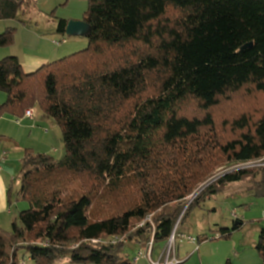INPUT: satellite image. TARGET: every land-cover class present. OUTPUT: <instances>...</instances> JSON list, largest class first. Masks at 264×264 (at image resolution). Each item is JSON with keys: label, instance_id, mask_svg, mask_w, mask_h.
<instances>
[{"label": "trees", "instance_id": "obj_1", "mask_svg": "<svg viewBox=\"0 0 264 264\" xmlns=\"http://www.w3.org/2000/svg\"><path fill=\"white\" fill-rule=\"evenodd\" d=\"M88 4L83 51L29 74L16 56L0 60L7 98L0 118L21 119L39 106L59 125L65 147L60 160L25 151L14 198L29 208L10 233L0 230V264H130L127 247L153 241L154 251L157 243L164 248L194 206L228 185L264 196V167L233 169L185 210L221 164L264 159V114L238 115L231 123L238 135L227 142L212 114L241 90L264 95V0ZM31 9V0H0V22ZM67 24L59 20L56 31L65 35ZM15 31L6 28L0 48ZM191 105L200 113L188 114ZM236 218L220 239L241 230ZM255 250L264 264V228Z\"/></svg>", "mask_w": 264, "mask_h": 264}, {"label": "rangeland", "instance_id": "obj_2", "mask_svg": "<svg viewBox=\"0 0 264 264\" xmlns=\"http://www.w3.org/2000/svg\"><path fill=\"white\" fill-rule=\"evenodd\" d=\"M32 9L26 12L18 21H1L0 35L7 27L15 28V36L13 43L6 48H0V60L6 58L8 53L14 52L23 66L33 64L38 60L50 59L57 61L60 58L67 57L73 53L83 51L88 47L86 37L62 35L56 31L59 20L83 21V16L88 9V0H31ZM3 99V100H2ZM6 95L0 91V100L6 101ZM4 103V102H3ZM34 109V120L25 119L22 122V130L17 134L20 148H30L34 154L43 153L52 156L56 160H60L65 155V147L63 144V134L56 121L48 117L43 109L39 106ZM187 113L199 114V108L191 105L187 109ZM246 112L250 114L254 120L264 114V95L251 90H241L239 93L232 94L228 99H221L220 103L212 111L215 119L216 134L219 140L223 142L230 141L235 138L238 132L233 129L232 121L238 115ZM10 117V116H7ZM13 117V116H11ZM14 120H18V118ZM21 122V121H20ZM33 126V128H30ZM264 163V159L250 162L245 168L257 169L262 168L259 164ZM240 166L234 164H221L214 170V174L210 176L206 182L199 185L194 194L186 198L187 206L190 207L202 191L208 185H215V181L219 175L233 169H239ZM21 165L16 167L13 175L15 181L12 184V202L11 211L18 218L23 210L29 208V203L25 201L15 200V192L18 190L19 172ZM257 171V170H256ZM261 170H259L260 176ZM239 186V187H238ZM244 183L232 184V189L224 190V193L213 195L207 198L206 202L194 206L186 215L180 229L178 230V238L176 242V254L182 261L181 264H202L200 256L204 258L203 264H214L218 255L226 259L221 262L230 260L231 264H263L260 254L255 250L258 242L260 230L264 228V196H255L254 192H245L247 188ZM20 188V187H19ZM245 188V189H244ZM232 195V196H228ZM184 210V211H185ZM243 221L241 230L235 231L229 239L221 238L223 231L221 229H230L234 227L237 218ZM183 215V213H182ZM179 223V222H178ZM12 231L11 229L9 230ZM190 235L191 237L204 239V246H191L181 236ZM219 241H211V240ZM197 247V248H196ZM148 248V247H147ZM163 250L161 244H156L154 261H158V256ZM145 253L147 249L139 246L127 247L125 256L132 259L139 252ZM23 255V253H21ZM240 254L242 255L241 258ZM21 259V255H20ZM142 259L141 263L143 262ZM186 260V261H185ZM148 262V261H147ZM222 263V264H224ZM25 264H36L32 260L25 259ZM58 264H64L58 262Z\"/></svg>", "mask_w": 264, "mask_h": 264}, {"label": "crops", "instance_id": "obj_3", "mask_svg": "<svg viewBox=\"0 0 264 264\" xmlns=\"http://www.w3.org/2000/svg\"><path fill=\"white\" fill-rule=\"evenodd\" d=\"M7 55L16 56V54H14L13 51L8 53ZM49 62H52V61H50V59H46V60L42 59V60H38V61L34 62L33 64L28 65V66H23L22 63L21 62L20 63L22 65V70L26 74H29V73H33L34 70L40 68L41 66L46 65ZM3 102H5V101L0 100V104H2ZM14 119L15 118H13L11 116L10 117L3 116L0 118V157L3 158L2 161L0 162V230H3L7 233H10V231H9L10 229L12 230V223H13L14 219L16 218L14 213H12V211H11L12 202L14 201L12 199V197H13L12 184L15 181V175H13V173H14V171H16V167H18L19 165L22 164V159L24 158L25 151L27 149H30L27 147H25L24 149L20 148V145L18 142V136H17V134L19 132H21L22 122L26 118L21 120V122H19V123ZM30 128H33V126H30ZM232 184H234V183H232ZM232 184L228 185L225 188V190L227 189V192H228V189H230V188L232 189ZM246 186H247V184H246ZM18 189H19V187H18ZM10 191H11V193H10L11 195L9 194ZM245 192H246V190H245ZM228 196H232V195H228ZM10 200H11V204H10ZM233 213H235V212H233ZM186 236H190V235H186ZM229 238H227V239H229ZM211 241H219V239L218 240L213 239ZM204 242H206V241L200 240L199 242L197 241L196 244H191V243H188L187 241L185 243H187L193 247L196 245H197V247H200V244H203ZM203 246H204V244L196 250V251H199V255H201L200 253H201V249ZM153 255H154V251H153ZM134 257H132V259H130V260L133 261ZM176 257L178 258L179 261H182L181 259H179L177 254H176ZM225 257H228V256H223V258H221V255H218L214 264L224 263V262H221V260L226 259ZM241 257H242V255L240 254L239 258H241ZM158 258H159V256H158ZM142 259H145V260H143L142 264H149V259L146 256L139 258V261H137L135 264H140ZM131 261H130V264H131ZM227 261L228 260H226V262ZM200 262L202 264L204 263V258L202 256H200ZM68 264H71V263H68ZM180 264H181V262H180Z\"/></svg>", "mask_w": 264, "mask_h": 264}, {"label": "built area", "instance_id": "obj_4", "mask_svg": "<svg viewBox=\"0 0 264 264\" xmlns=\"http://www.w3.org/2000/svg\"><path fill=\"white\" fill-rule=\"evenodd\" d=\"M24 118L29 119V120H34V118H35L34 109L26 110L24 112V115H23L22 119H18L17 122L19 123ZM2 159L3 158L0 157V162L2 161ZM249 163H246L244 165H240L239 169H244L245 167H247L249 165ZM259 166H263L264 167V163L259 164ZM235 170H237V169H235ZM233 216L236 217V214L233 213ZM176 227H177V225L173 229V231H172L173 233L171 234L169 240L165 244L166 246L161 251L158 261H154V259L152 258L153 251H154V246H153L154 243H153V241H150L148 243V245H147L148 246L147 251H145V253H142L140 251L133 258L132 263L135 264L137 261H139V258L146 256L149 259V264H180V261L176 257V242H177V238H178V234L175 232L176 231ZM181 239L182 240L184 239L185 241H187L188 243H191V244H196L197 243V238L195 239L194 237L186 236L184 234H183V236H181ZM60 262H63L64 264H68L69 263V259H63Z\"/></svg>", "mask_w": 264, "mask_h": 264}, {"label": "water", "instance_id": "obj_5", "mask_svg": "<svg viewBox=\"0 0 264 264\" xmlns=\"http://www.w3.org/2000/svg\"><path fill=\"white\" fill-rule=\"evenodd\" d=\"M66 35L71 36H77V37H84L89 33V25L83 20V21H70L66 28Z\"/></svg>", "mask_w": 264, "mask_h": 264}]
</instances>
